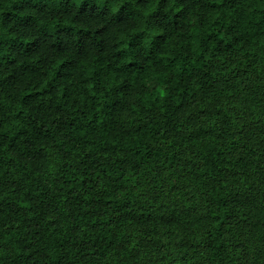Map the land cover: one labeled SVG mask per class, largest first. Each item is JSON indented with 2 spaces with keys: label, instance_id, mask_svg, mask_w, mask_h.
Segmentation results:
<instances>
[{
  "label": "trees",
  "instance_id": "trees-1",
  "mask_svg": "<svg viewBox=\"0 0 264 264\" xmlns=\"http://www.w3.org/2000/svg\"><path fill=\"white\" fill-rule=\"evenodd\" d=\"M236 61L263 89L264 0H0V264H146L161 228L202 264H264V118L230 104ZM187 152L204 213H162Z\"/></svg>",
  "mask_w": 264,
  "mask_h": 264
},
{
  "label": "rangeland",
  "instance_id": "rangeland-1",
  "mask_svg": "<svg viewBox=\"0 0 264 264\" xmlns=\"http://www.w3.org/2000/svg\"><path fill=\"white\" fill-rule=\"evenodd\" d=\"M240 60V59H239ZM241 62V61H240ZM233 62L226 74L224 85L231 93L230 104L237 111H245L253 115L254 120L264 118V88H257L250 69L246 62ZM248 99V104L242 107L243 99ZM259 117V118H258ZM123 122L132 123L133 119L127 116L122 118ZM212 118L207 117V126L213 127ZM187 164L180 167L176 172L161 170L160 181L153 188L149 196L150 203L160 212H181L185 210L194 211L202 215L205 210V197L196 183L193 172L197 170L201 161L195 152L185 154ZM181 235L177 229L159 230L156 243L152 244V250L143 257L146 264H160L159 257L162 253L154 250V245L169 247L167 259L168 264H202V259L197 252L183 254L179 244Z\"/></svg>",
  "mask_w": 264,
  "mask_h": 264
}]
</instances>
